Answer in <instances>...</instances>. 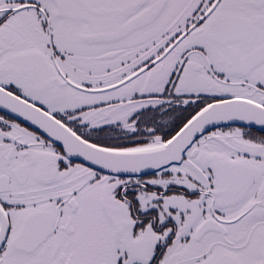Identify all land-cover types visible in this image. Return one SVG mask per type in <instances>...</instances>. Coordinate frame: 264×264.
I'll list each match as a JSON object with an SVG mask.
<instances>
[{"label": "snow or ice", "instance_id": "6c2138e0", "mask_svg": "<svg viewBox=\"0 0 264 264\" xmlns=\"http://www.w3.org/2000/svg\"><path fill=\"white\" fill-rule=\"evenodd\" d=\"M0 264H264V0H0Z\"/></svg>", "mask_w": 264, "mask_h": 264}]
</instances>
